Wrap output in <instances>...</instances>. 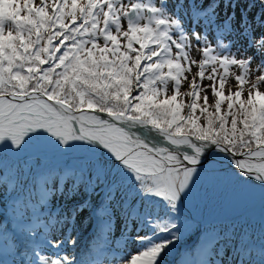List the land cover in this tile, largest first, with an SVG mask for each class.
Here are the masks:
<instances>
[{"label":"snow or ice","instance_id":"obj_1","mask_svg":"<svg viewBox=\"0 0 264 264\" xmlns=\"http://www.w3.org/2000/svg\"><path fill=\"white\" fill-rule=\"evenodd\" d=\"M61 4L0 0V169L23 177L15 182L11 190L15 192L26 187L41 167V149L75 156L76 164L60 170L66 175L63 183L57 177L58 189L52 186L53 179L44 181L46 195L38 211L53 196L63 195L70 181L68 198L81 188L89 196L74 207L71 222L77 212L91 206L93 194L100 197L94 214L103 218L106 246L119 219L124 255L118 264H164L170 246L182 238L181 205L194 179L208 168L207 153L226 160L236 169L234 174L264 188V91L260 90L264 75L251 83L246 99L245 75L235 77L240 87L227 95L224 81L218 89L213 80L216 99L214 110H209L207 96L203 105L199 102L195 80L191 93L180 92L190 69L182 62L188 59L185 43L173 40L170 28L160 27L169 21L156 17L154 27L140 25L125 12L129 19L122 30L109 0H87L83 6L80 0H61ZM143 7L131 5L132 10ZM94 10L103 14L102 27ZM169 41L177 49L174 55ZM212 51L203 48L209 59L199 64L201 79L210 60L225 72L229 65H239L247 73L251 58L209 56ZM189 95L186 102L184 96ZM225 102L227 110L222 111ZM10 195V190L0 195L3 217L5 196ZM20 215L26 227L13 234L16 253L36 246L30 260L17 264H103L97 258L99 251L95 257L77 253V241L70 236L72 252L66 251L64 240L50 238L51 230L67 216L61 221L49 216L46 221L42 215L37 218L39 227H33L31 214ZM5 230L0 220V234ZM250 264H264V244Z\"/></svg>","mask_w":264,"mask_h":264},{"label":"rangeland","instance_id":"obj_2","mask_svg":"<svg viewBox=\"0 0 264 264\" xmlns=\"http://www.w3.org/2000/svg\"><path fill=\"white\" fill-rule=\"evenodd\" d=\"M53 0H49L52 3ZM61 4V0H54ZM87 0H80L83 6ZM113 3V11L120 19L122 30L127 29L129 14L134 23L143 25L151 23L155 26V18L162 17L169 21L161 25L170 28L169 34L173 40L185 43L187 61H182L186 68V79L182 80L181 93L193 91L192 82L199 85L200 104H204V97H208L209 110H214L216 97L212 86L219 89L220 81H224L223 91L227 95L235 92L240 87L235 79L238 75H245L243 85V98H247V92L251 83L255 82L258 75H264V0H109ZM35 6H39L41 0H33ZM132 4H141L145 7L132 10ZM62 6V4H61ZM157 8V13H151L149 8ZM50 11V9H49ZM105 11H107L105 7ZM96 19L103 26V14L94 10ZM111 15V14H110ZM91 20V17H88ZM110 30L115 33V26L109 25ZM9 25L6 24V30ZM7 34V33H5ZM187 38V40H181ZM126 42V41H125ZM103 43V40L100 41ZM173 55L177 51L175 45L169 41ZM208 47L213 51L209 56H235L237 59L251 58L248 71L239 65H229L225 72L223 66L210 60L205 65V77L199 76V64L202 60L209 59L203 53V48ZM216 72H212V68ZM212 76L213 79L208 77ZM173 84L169 83L168 95L172 94ZM264 91V86L260 88ZM186 102L190 101V95L184 96ZM227 110V102L222 105V111ZM185 113L187 109L185 108ZM199 115V113H197ZM231 118L229 117V120ZM200 123H205L201 118ZM212 153H207L209 156ZM39 155L42 160L41 167L37 168L26 187L20 186L15 190V182L23 179L5 170L0 169V195L10 190V197L5 196L7 207L4 209V217L0 214L6 230L0 234V257L3 264H17L32 258L31 248L36 245H28L18 253L12 242L13 234H20L26 227L22 222L21 213L24 216L31 214V207L27 201L43 203L45 192L43 183L52 180L54 188L59 187L58 178L63 183L65 174L61 169L70 168L77 163L75 156H62L54 151L41 149ZM208 168L202 170L194 179L190 191L184 197L181 206L180 219L184 226L182 238L170 246L168 254L164 257V264H250L257 258L259 245L264 244V188L259 182L248 180L234 174L236 169L221 168L209 169L225 161H214L213 157L208 159ZM218 163V164H213ZM58 177V178H57ZM70 181L64 185V194L53 196L50 201V210L38 212L32 215L33 227H39L37 218L44 215L47 221L49 216L61 221L65 216L69 219L61 225L57 223L50 232L53 240H64L65 249L72 252L67 243L70 236L76 239V252L88 256H96L103 264H118L119 258L124 255L122 243L120 242L119 219L117 218L115 235H108V245L102 235L103 218L94 214L99 211L100 197L91 196V206L83 211L77 212L74 222H71L72 210L75 206L82 204L89 198L88 193L81 190L71 198H68ZM24 200V201H23ZM85 218H88L86 221ZM78 221V223L76 222ZM116 243H113V241ZM220 246V247H219ZM136 245L131 246L130 251H135ZM247 252L248 255H238ZM45 255L49 253H43Z\"/></svg>","mask_w":264,"mask_h":264},{"label":"trees","instance_id":"obj_3","mask_svg":"<svg viewBox=\"0 0 264 264\" xmlns=\"http://www.w3.org/2000/svg\"><path fill=\"white\" fill-rule=\"evenodd\" d=\"M26 202H28L29 203V206L31 207V214H33L35 216L39 215L38 212H40V211H38V209L41 207V204L42 203H39L38 201L37 202H32V201H30V199H29V201H27V199H26ZM49 206H50V204L48 206H46V207H43L41 210L43 212H46L47 210H50V207ZM76 222L78 223L77 220H76Z\"/></svg>","mask_w":264,"mask_h":264},{"label":"water","instance_id":"obj_4","mask_svg":"<svg viewBox=\"0 0 264 264\" xmlns=\"http://www.w3.org/2000/svg\"><path fill=\"white\" fill-rule=\"evenodd\" d=\"M132 14H133V12H131L130 14H129V16H132ZM209 153H211V152H209ZM209 159H211L212 157H213V160L214 161H218L219 163L221 162V161H225L226 162V164L224 163V164H219V165H217V166H215V167H213V168H210L209 167V169H221V168H231V169H235L230 163H228L226 160H221V159H219L218 157H215V156H213L212 154H210L209 156ZM184 206H185V209H188V207H187V205L186 204H184Z\"/></svg>","mask_w":264,"mask_h":264},{"label":"bare ground","instance_id":"obj_5","mask_svg":"<svg viewBox=\"0 0 264 264\" xmlns=\"http://www.w3.org/2000/svg\"><path fill=\"white\" fill-rule=\"evenodd\" d=\"M181 206H182V207L184 206V205H183V203H182V205H181ZM183 208H185V206H184Z\"/></svg>","mask_w":264,"mask_h":264}]
</instances>
